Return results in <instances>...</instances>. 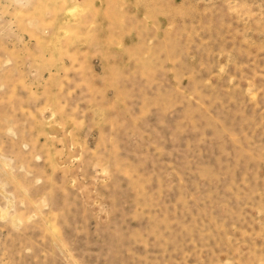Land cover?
I'll return each mask as SVG.
<instances>
[{"label":"rangeland","instance_id":"374dc122","mask_svg":"<svg viewBox=\"0 0 264 264\" xmlns=\"http://www.w3.org/2000/svg\"><path fill=\"white\" fill-rule=\"evenodd\" d=\"M0 264H264V0H0Z\"/></svg>","mask_w":264,"mask_h":264}]
</instances>
